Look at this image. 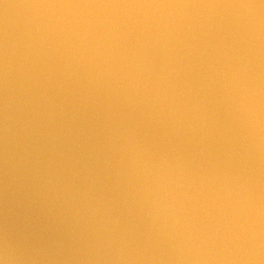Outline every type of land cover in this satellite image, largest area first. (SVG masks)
Returning <instances> with one entry per match:
<instances>
[{
    "label": "water",
    "instance_id": "1",
    "mask_svg": "<svg viewBox=\"0 0 264 264\" xmlns=\"http://www.w3.org/2000/svg\"><path fill=\"white\" fill-rule=\"evenodd\" d=\"M0 264H264V0H0Z\"/></svg>",
    "mask_w": 264,
    "mask_h": 264
}]
</instances>
